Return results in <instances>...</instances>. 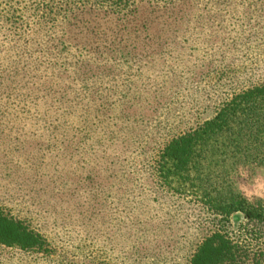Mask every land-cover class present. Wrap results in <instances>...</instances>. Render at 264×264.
Here are the masks:
<instances>
[{"label": "rangeland", "instance_id": "rangeland-1", "mask_svg": "<svg viewBox=\"0 0 264 264\" xmlns=\"http://www.w3.org/2000/svg\"><path fill=\"white\" fill-rule=\"evenodd\" d=\"M32 1L0 0V209L45 243L0 242V264H191L214 233L248 249L240 264H264V226L159 172L173 139L264 83V0H171L143 31ZM241 165L251 181L264 155L228 175L264 206L237 191Z\"/></svg>", "mask_w": 264, "mask_h": 264}, {"label": "trees", "instance_id": "trees-1", "mask_svg": "<svg viewBox=\"0 0 264 264\" xmlns=\"http://www.w3.org/2000/svg\"><path fill=\"white\" fill-rule=\"evenodd\" d=\"M46 1L33 0L36 6L29 11L47 12L49 1ZM58 1L60 8L54 13L65 19L80 14L114 17L123 19L135 31L151 27L152 17H157L153 15L154 8L162 13L171 11V0H82L73 5L72 0ZM44 2L47 5L42 8ZM96 28L93 26L92 30ZM10 106L11 113L15 114L16 107L13 103ZM257 155H264V83L235 93L213 118L173 139L160 155L159 172L165 180L174 178L179 187H188L175 191L193 193L210 208L225 214L241 212L249 222L264 226V206L251 205L233 193L228 177L235 163ZM0 242L21 249L41 247L45 243L40 233L1 209ZM261 251L257 259L264 255ZM248 258V249L214 233L199 246L191 264H237L238 260L240 264L241 259Z\"/></svg>", "mask_w": 264, "mask_h": 264}, {"label": "clouds", "instance_id": "clouds-1", "mask_svg": "<svg viewBox=\"0 0 264 264\" xmlns=\"http://www.w3.org/2000/svg\"><path fill=\"white\" fill-rule=\"evenodd\" d=\"M238 175L243 181H238L236 183V189L239 193L249 201H251L254 196L264 198V175H257L249 181L248 170L243 165L239 166Z\"/></svg>", "mask_w": 264, "mask_h": 264}]
</instances>
